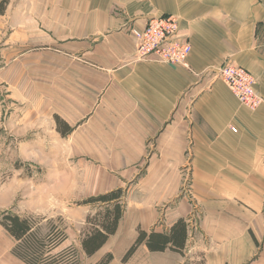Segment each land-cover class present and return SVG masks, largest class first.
I'll return each instance as SVG.
<instances>
[{"label":"crops","instance_id":"0c3cea01","mask_svg":"<svg viewBox=\"0 0 264 264\" xmlns=\"http://www.w3.org/2000/svg\"><path fill=\"white\" fill-rule=\"evenodd\" d=\"M165 15L191 46L185 67L134 60L130 31ZM226 62L256 79V110L216 78ZM0 88L13 101L8 136L56 154L51 188L83 200L125 191L116 232L90 257L80 243L93 264H122L139 231L167 234L194 207L181 253L143 242L125 263L264 264V0H6ZM1 221L0 264H26Z\"/></svg>","mask_w":264,"mask_h":264},{"label":"rangeland","instance_id":"374dc122","mask_svg":"<svg viewBox=\"0 0 264 264\" xmlns=\"http://www.w3.org/2000/svg\"><path fill=\"white\" fill-rule=\"evenodd\" d=\"M12 102L5 90L0 88V218L18 214L17 216H25L23 218L29 220L32 236L43 241L41 251L44 264H93L92 260L81 253L80 243L93 230L101 227L107 217L106 214L113 211L115 203L85 204L84 202L88 199H79L77 192H62L51 188L54 180L60 179V176L56 178L55 172L50 173L51 168L46 167V162L48 159L50 161L51 158L54 159L56 154L36 153L38 149L45 153L44 144H30L27 136L20 137L18 141L8 136L6 123L14 108ZM3 123L6 125L5 128ZM4 130L5 137L2 139ZM71 161L74 159H70ZM4 186L5 193L2 194L1 188ZM121 191V199L116 203L120 205L123 214L126 209L125 191ZM60 194L64 199L58 203ZM4 206L8 210L1 211ZM32 210L36 213L29 215ZM195 211L200 212L199 208ZM198 219L199 216L197 224ZM52 232L59 234L60 243L67 239L71 242L70 245L59 248L60 243L51 244L47 236ZM32 236L27 237L26 241L32 242ZM24 239L16 242V246H20L18 253H21L22 249L28 245ZM104 259L105 256L96 264H100ZM125 262L121 263L126 264ZM182 264H201V262L196 255H189L183 257Z\"/></svg>","mask_w":264,"mask_h":264},{"label":"built area","instance_id":"2783aa9c","mask_svg":"<svg viewBox=\"0 0 264 264\" xmlns=\"http://www.w3.org/2000/svg\"><path fill=\"white\" fill-rule=\"evenodd\" d=\"M179 21L173 15H165L149 19L143 29H132L130 34L135 40V61L154 60L171 66H187L191 53L188 41L179 38ZM236 97L249 110H256L262 103V98L255 92L254 76L233 62H226L216 73ZM186 222L187 238L191 241L197 232L199 212L193 208Z\"/></svg>","mask_w":264,"mask_h":264},{"label":"trees","instance_id":"16d2710c","mask_svg":"<svg viewBox=\"0 0 264 264\" xmlns=\"http://www.w3.org/2000/svg\"><path fill=\"white\" fill-rule=\"evenodd\" d=\"M5 5L6 0H0V14L4 12ZM121 196L122 191L117 190L105 195L89 198L84 202L85 204L115 203L113 205V211L106 214L107 217L101 224V227L93 230L87 237L82 240L81 247L86 256L90 257L95 254L106 243L108 237L116 232L118 222L122 216L120 205L116 202L121 199ZM1 225L16 241H21L24 238V240L26 241L27 237L32 236V227L29 220L20 218L17 215H5L2 218ZM32 238V242L26 241L28 245H26L22 249L21 253H18V248H20V246H15V248L13 249V254L26 264H44V259L42 258L43 256L41 251V249L43 248V241L38 239L34 235L32 236ZM186 238L187 230L186 224L183 220L177 221L170 228L169 233L167 234L150 233L149 235H147L146 233L139 231L137 239L124 255L122 262L127 261L129 257L134 253L136 248L143 242H145L150 252H163L168 249V245H170V250L181 253V251L184 249ZM47 239L51 244L55 243L56 245H58L60 243V236L56 232H52V234L47 236ZM111 260V255H106L105 259L102 260L100 264H109Z\"/></svg>","mask_w":264,"mask_h":264}]
</instances>
